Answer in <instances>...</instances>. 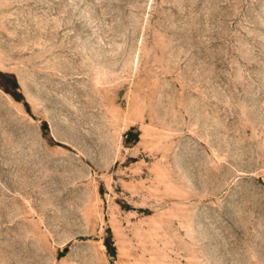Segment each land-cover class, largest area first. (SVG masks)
<instances>
[{
  "label": "rangeland",
  "instance_id": "rangeland-1",
  "mask_svg": "<svg viewBox=\"0 0 264 264\" xmlns=\"http://www.w3.org/2000/svg\"><path fill=\"white\" fill-rule=\"evenodd\" d=\"M0 264H264V0H0Z\"/></svg>",
  "mask_w": 264,
  "mask_h": 264
}]
</instances>
